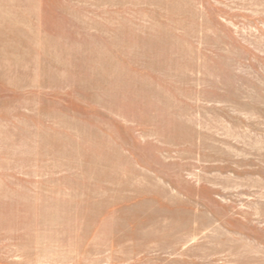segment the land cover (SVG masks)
Here are the masks:
<instances>
[{
    "label": "rangeland",
    "instance_id": "rangeland-1",
    "mask_svg": "<svg viewBox=\"0 0 264 264\" xmlns=\"http://www.w3.org/2000/svg\"><path fill=\"white\" fill-rule=\"evenodd\" d=\"M0 264H264V0H0Z\"/></svg>",
    "mask_w": 264,
    "mask_h": 264
}]
</instances>
